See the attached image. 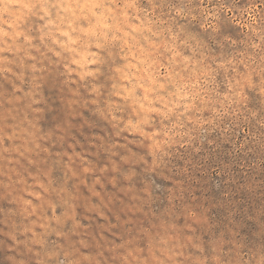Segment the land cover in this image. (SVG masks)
<instances>
[{
  "label": "rangeland",
  "instance_id": "374dc122",
  "mask_svg": "<svg viewBox=\"0 0 264 264\" xmlns=\"http://www.w3.org/2000/svg\"><path fill=\"white\" fill-rule=\"evenodd\" d=\"M47 3L56 7L39 12L38 3L31 11L9 8L8 13L16 11L17 16L8 20H15L8 31V13L0 0V84L9 88L19 83L15 77L36 80L52 109L45 113L46 127L58 128L61 122L68 125L55 151L46 149L56 159L45 161L44 168L37 165L36 171L29 170L36 177L35 186L17 201L10 218L18 225L39 227L37 231L46 236L50 247L81 239L90 252L100 243L116 245L117 241L142 246L140 234L157 227L169 231L178 246L183 243L184 256L196 264L197 251L203 246L206 252L210 245L220 251H230L232 246L264 247V119L259 117L264 94L247 89L239 119L199 128L193 135L194 144L170 145L166 171L155 172L153 167L152 145L159 144L152 136L163 127L158 115L162 107L148 105L157 89L168 90L170 95L178 81L190 75L169 48L174 47L185 61L187 53L178 42L173 45L168 34L211 33L195 9L207 13L215 7L212 0ZM178 8L183 9L182 16L170 15V9ZM212 23L222 34L223 55L231 59L242 54L247 28L223 16ZM226 39L240 43L224 49ZM96 43H101V49L94 47ZM73 51L81 57L94 53L104 62L100 65L104 73L101 91L93 94L70 85L65 89L61 64L64 53L71 57ZM130 68L141 69L140 76L148 83L140 79L138 83H144V88L129 91ZM228 71L224 70L226 78H230ZM141 96L146 98L144 104ZM156 99L167 102L161 95ZM160 179L161 185L156 184ZM0 203V219H4L14 206ZM6 256L5 252L0 257L3 264H8Z\"/></svg>",
  "mask_w": 264,
  "mask_h": 264
},
{
  "label": "clouds",
  "instance_id": "9594fccd",
  "mask_svg": "<svg viewBox=\"0 0 264 264\" xmlns=\"http://www.w3.org/2000/svg\"><path fill=\"white\" fill-rule=\"evenodd\" d=\"M212 2L215 7H209L207 13H200L199 8L195 9L212 29L211 33L205 31L198 35H186L182 32L168 34L172 44L177 45L178 42V46H182L187 53L188 59L185 61L174 47L169 48L170 52L179 57V64L190 75L184 82L178 81V86L170 95L168 90L157 89L152 103L148 105L150 108L162 107V112L158 115L163 127L152 136V140L159 144L158 147L157 144L152 145L155 172L167 170L170 162L168 153L172 152L170 145L174 142L182 148L190 146L195 143L193 135L199 128L221 126L225 120L231 123L230 118L239 119L243 114L240 109L244 108L247 89L264 94V0ZM37 3V12L43 8L56 7L55 4L49 5L47 0L21 5H17L15 0H4V11L8 13L9 8L18 9L19 12L21 9L31 11L36 8ZM156 7H160V4L157 3ZM169 11L175 17L184 14L182 8ZM13 16H17L16 11L6 16L7 30L12 29L15 24V20L8 23ZM221 16L247 28L243 53L234 55L231 59L223 55L220 47L222 34L212 23ZM8 31H5V36ZM239 43V40L226 39L223 41V48L232 49ZM94 47L101 49V43H96ZM65 53L60 69L61 81H67L65 89L70 85L93 94L101 91L104 87V73L100 65L104 62L96 58L94 53L85 57L75 51L71 57ZM224 70H230V78L225 77ZM140 72L141 69L138 68L134 71L129 69V91L133 88H144V83H148L145 77L140 76ZM15 79L19 83L12 84L9 88L0 84V201L14 206L8 208L4 219H0V225L4 226L0 228V257L6 252L4 259L8 264H196L194 260L184 256L183 243L178 246L177 241L169 237V231L158 227L140 234L142 246L129 240L117 241L116 245L100 243L99 248L95 247V251L90 252L84 239V242L77 239L67 245L56 244L50 247L44 238L46 236L37 231L39 227L18 225L15 219L10 218L14 214L13 209L17 208V201L29 187L35 186L36 177L29 170L36 171L37 165L44 168L45 161L56 159L46 153V149L55 151L54 145L68 130V125L64 122L58 128L46 127L45 113L52 109L48 99L41 95L36 80H20L19 77ZM138 79L144 83H138ZM157 95L166 98L167 102L157 100ZM145 99L141 96L140 103L144 104ZM256 99L259 101L260 96ZM248 115L251 116V113ZM201 116L204 117L203 120ZM259 117L264 119V107H260ZM164 121L168 123L164 124ZM261 130L264 131V127ZM40 176H43L42 171ZM161 181L163 180H156V184L161 185ZM0 211H3L2 203ZM190 246L193 248L194 245L188 243L187 247ZM197 252L199 254L196 256L200 257L198 264H264V247L256 249L232 246L230 251H220L210 245V251L206 252L203 246V250ZM84 253L88 254L87 258ZM0 264H3L2 259Z\"/></svg>",
  "mask_w": 264,
  "mask_h": 264
}]
</instances>
